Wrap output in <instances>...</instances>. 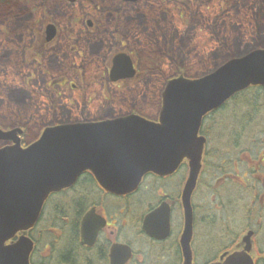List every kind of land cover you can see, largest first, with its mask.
<instances>
[{"label":"flooded vegetation","instance_id":"1","mask_svg":"<svg viewBox=\"0 0 264 264\" xmlns=\"http://www.w3.org/2000/svg\"><path fill=\"white\" fill-rule=\"evenodd\" d=\"M36 2L15 7L0 0V80L6 81L0 85V129L17 136L22 147L56 126L130 116L158 123L170 80L200 77L264 47L250 43L253 26L264 22L252 1ZM232 32L241 33L240 45H246L237 53L230 47ZM255 92L261 95L264 88ZM260 99L249 114L230 115L241 118L239 127L228 121L233 107L226 105L202 122L199 136L206 144L191 197L195 264L216 262L240 235L256 238L264 231ZM13 143L0 140V148ZM189 173L185 158L172 174H148L135 192L117 194L84 172L74 185L50 195L26 233L34 243L30 264H183ZM258 250L255 264H264V247Z\"/></svg>","mask_w":264,"mask_h":264},{"label":"water","instance_id":"2","mask_svg":"<svg viewBox=\"0 0 264 264\" xmlns=\"http://www.w3.org/2000/svg\"><path fill=\"white\" fill-rule=\"evenodd\" d=\"M257 85L264 86V48L233 58L202 78L172 80L163 92L159 123L128 117L101 125L57 126L26 148L17 136L0 130V140L14 142L0 149V264H30L34 243L26 233L49 196L74 185L84 172H93L108 191L132 193L145 175L172 174L185 158L190 173L183 193L181 246L183 264H194L191 197L206 144L199 136L203 118ZM251 238L249 233L244 249L226 252L212 264H254Z\"/></svg>","mask_w":264,"mask_h":264},{"label":"rangeland","instance_id":"3","mask_svg":"<svg viewBox=\"0 0 264 264\" xmlns=\"http://www.w3.org/2000/svg\"><path fill=\"white\" fill-rule=\"evenodd\" d=\"M106 1H109V0H106ZM240 3L243 4V2H246V1H249L251 3V1L254 3L256 2L257 3V10L258 8L260 7V16L263 18L264 20V2H262L261 0H238ZM8 2H13L15 4V7H19L20 5H28L30 7H33L34 5H36V0H8ZM251 6V4H250ZM250 14L252 15V12L250 11ZM253 34H255V36L251 39L250 43L251 44H256V40H257V43H260V44H264V22H263V26L262 24H259L258 27H256L255 25L253 26ZM256 30H257V33H256ZM252 34V33H251ZM238 35H241V33L239 34L238 32H232L231 33V36H230V47L232 49L233 52H240L242 51L243 49L246 48V45L245 46H241L240 45V38L238 37ZM214 57V55H213ZM213 57L211 58V60L213 59ZM226 59V58H225ZM193 75H197L196 73H193ZM4 82L6 83L5 80H0V85L1 84H4ZM261 97L264 99V92H261ZM232 103L229 104V106L231 105ZM228 109V108H226ZM221 112V111H220ZM216 113V118H211L209 119L211 122H214V120H217L219 119L221 114L222 113ZM233 113H229V115H232ZM214 115V116H215ZM1 119V118H0ZM258 236V235H257ZM256 238L254 237V243H256V247H257V253H259V248H263L264 247V231L262 232V234H259V236ZM256 250V248H255Z\"/></svg>","mask_w":264,"mask_h":264},{"label":"trees","instance_id":"4","mask_svg":"<svg viewBox=\"0 0 264 264\" xmlns=\"http://www.w3.org/2000/svg\"><path fill=\"white\" fill-rule=\"evenodd\" d=\"M1 1L9 3L8 0H1ZM254 89H256V88H251V89H249V90H247L245 92H242V93L236 95L234 97V99L232 100V102H231L232 103L231 107H233V110H229L227 112V114H229V113L249 114V110L252 108L253 101L261 100L260 99L261 95H258L257 92L254 93ZM232 116H230L228 118V121L232 122L233 126L239 127V124L242 122V121L240 122L241 118H235V117H232ZM247 124L249 125L250 123L247 122Z\"/></svg>","mask_w":264,"mask_h":264}]
</instances>
